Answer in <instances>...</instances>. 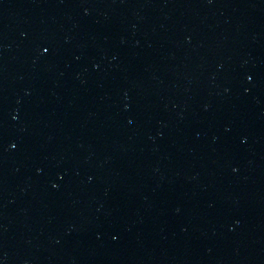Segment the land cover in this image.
Listing matches in <instances>:
<instances>
[{
	"label": "water",
	"instance_id": "95a60500",
	"mask_svg": "<svg viewBox=\"0 0 264 264\" xmlns=\"http://www.w3.org/2000/svg\"><path fill=\"white\" fill-rule=\"evenodd\" d=\"M0 264H264V0H0Z\"/></svg>",
	"mask_w": 264,
	"mask_h": 264
}]
</instances>
